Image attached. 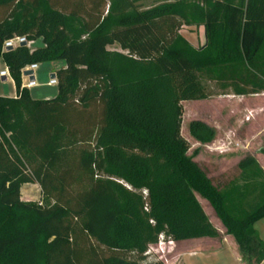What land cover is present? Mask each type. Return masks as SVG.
Returning a JSON list of instances; mask_svg holds the SVG:
<instances>
[{
    "label": "trees",
    "instance_id": "1",
    "mask_svg": "<svg viewBox=\"0 0 264 264\" xmlns=\"http://www.w3.org/2000/svg\"><path fill=\"white\" fill-rule=\"evenodd\" d=\"M134 3L0 0V58L15 88L0 96V264H141L160 235L219 240L196 195L243 264L264 260L253 229L264 218L263 170L245 157L239 177L214 184L180 133L182 102L208 98L206 82L221 94L264 93V0ZM182 26L202 27L204 44ZM15 35L43 45L3 51ZM56 60L65 62L56 96L32 99L21 70ZM188 129L200 144L215 138L203 121ZM25 183L52 203L22 201Z\"/></svg>",
    "mask_w": 264,
    "mask_h": 264
},
{
    "label": "rangeland",
    "instance_id": "2",
    "mask_svg": "<svg viewBox=\"0 0 264 264\" xmlns=\"http://www.w3.org/2000/svg\"><path fill=\"white\" fill-rule=\"evenodd\" d=\"M105 1L108 3V0ZM164 1L171 0H135L134 4L139 9H146ZM180 34L193 43L195 47H199L204 43L202 28L182 26ZM42 45L41 39L28 43L30 49ZM109 49L120 51L117 44L110 46ZM64 67L65 62L62 60L38 64V69L35 72L37 86L30 90V95L35 98L56 96L57 87L46 86V83L53 72ZM1 69H4V66L0 60V71ZM205 85L209 94L208 98L182 102L183 115L180 133L188 142V154L192 155L193 160L207 170L208 176L217 185H223L229 180L239 177L241 172L237 165L245 157L254 159L264 173V155L261 152L264 149V93L251 96L221 94V91L213 82H206ZM13 92L14 86L10 82L9 77L4 81L0 78V96L10 97L13 95ZM249 112L252 113V116L246 121L245 117ZM192 120L203 121L215 129V138L211 143L200 144L189 134L188 128ZM79 146L78 143H74L72 150L76 151ZM20 197L24 202L34 203L39 206H47L52 203L51 200L42 194L39 186H32L30 184L23 187ZM196 198L212 226L214 228L218 227L221 230L222 236L220 240L198 241L197 247L184 248L188 252L195 251L196 249L200 250V248L215 249L225 237L224 231L220 223H218L212 208L199 195H196ZM184 250L179 248V245L174 244V242L171 246L165 244L162 252L151 251L149 255L145 254L144 261L141 264H155L157 262L162 264H182L178 256ZM125 258L134 261L137 259V256L135 254H127ZM228 260L226 258L224 264H229ZM196 261L201 264L216 263V260L208 263L200 256H188L184 259V264H196Z\"/></svg>",
    "mask_w": 264,
    "mask_h": 264
},
{
    "label": "crops",
    "instance_id": "3",
    "mask_svg": "<svg viewBox=\"0 0 264 264\" xmlns=\"http://www.w3.org/2000/svg\"><path fill=\"white\" fill-rule=\"evenodd\" d=\"M199 28H202V27H199ZM191 44L193 45V43H191ZM0 60H1V58H0ZM2 65L4 66V69H6V66L3 63V61H2ZM4 69H1V70H4ZM0 78H1L2 81L6 80V78H2V77H0ZM9 80L13 84V81L10 78V76H9ZM13 86H14V84H13ZM46 86H48V85H46ZM32 88H28L29 93H30V90ZM14 96H15V88H14L13 95L10 96V97H14ZM51 97H53V96H44V97H41V98H35V97H32L31 96V98L32 99H35V100H46V99H50ZM29 184L32 185V186H39L37 183H25V184L21 185V187H20V195H21V190L23 189V187H26V185H29ZM263 221H264V218L263 219H260L259 221H257L253 225V229L257 233L259 240L264 245V233H263L264 232V222ZM218 223H220V222L218 221ZM215 229L221 235V230H219L218 227H215ZM222 230L224 231L223 228H222ZM202 240H209V239H202ZM202 240H191V241H185V242L174 243V244L179 245V248H181L182 250H184V248H187V247H192V248L193 247H197L196 245H198V243H199L198 241H202ZM194 241H196V242H194ZM188 256H192V257H198V256H200L204 261H207L208 263H210L211 261L214 262L213 260H216V263L215 264H217V263L218 264H224V261L226 260V258H228L229 259L228 260L229 261V264H243L241 262V259H240V256H239V252H238L237 245L235 244L234 240L231 237H229V236H225L223 238V240L218 244V247L215 248V249H201L200 248V250H197L196 249L195 251H192V252H188V251H185L184 250L183 252L180 253V255L178 257H179V259H181L182 264H184V259L186 257H188ZM201 262H203V261H201ZM196 264H201V263L198 262V261H196ZM260 264H264V260Z\"/></svg>",
    "mask_w": 264,
    "mask_h": 264
},
{
    "label": "built area",
    "instance_id": "4",
    "mask_svg": "<svg viewBox=\"0 0 264 264\" xmlns=\"http://www.w3.org/2000/svg\"><path fill=\"white\" fill-rule=\"evenodd\" d=\"M32 42L33 41H31V42L27 41L25 36L15 35V36L11 37L10 39H7L3 42L2 50L5 51L7 49H14L16 47L21 46L22 44L29 47L28 43H32ZM37 69H38L37 64H31V65L25 66L21 70V79H22L21 80V88H27L28 89V88H32V87L37 86L36 75H35V72ZM24 72H28L29 74L23 75L22 73H24ZM0 77H2V78L9 77V73H8L7 68L0 71ZM46 85H48V86H56L57 85V78H56L55 72H53L50 75V78L47 81ZM251 116H252V113L249 112L248 115L245 117V120L248 121L251 118ZM165 244H167L168 246H171L173 244V241L166 238L164 235H160L158 237L157 244L148 247L146 255H149L151 253V251L162 252Z\"/></svg>",
    "mask_w": 264,
    "mask_h": 264
},
{
    "label": "water",
    "instance_id": "5",
    "mask_svg": "<svg viewBox=\"0 0 264 264\" xmlns=\"http://www.w3.org/2000/svg\"><path fill=\"white\" fill-rule=\"evenodd\" d=\"M204 42H205V40H204ZM204 44V43H203ZM21 46H24V44H22ZM23 75H27V74H29L28 72H24V73H22ZM53 76V75H52Z\"/></svg>",
    "mask_w": 264,
    "mask_h": 264
}]
</instances>
